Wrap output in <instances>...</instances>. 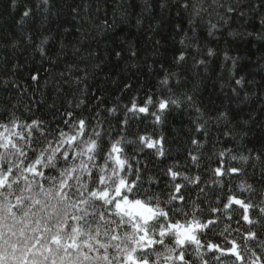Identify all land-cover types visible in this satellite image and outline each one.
I'll use <instances>...</instances> for the list:
<instances>
[{"label": "clouds", "instance_id": "9594fccd", "mask_svg": "<svg viewBox=\"0 0 264 264\" xmlns=\"http://www.w3.org/2000/svg\"><path fill=\"white\" fill-rule=\"evenodd\" d=\"M3 3L0 264H264V0Z\"/></svg>", "mask_w": 264, "mask_h": 264}, {"label": "trees", "instance_id": "16d2710c", "mask_svg": "<svg viewBox=\"0 0 264 264\" xmlns=\"http://www.w3.org/2000/svg\"><path fill=\"white\" fill-rule=\"evenodd\" d=\"M15 35V16L8 11L7 4H0V40H6L9 34ZM174 46H170L169 51H174ZM209 96L219 101L222 98L209 93Z\"/></svg>", "mask_w": 264, "mask_h": 264}]
</instances>
